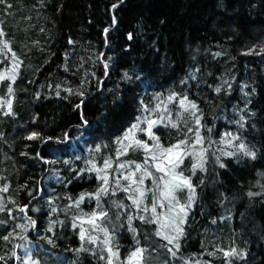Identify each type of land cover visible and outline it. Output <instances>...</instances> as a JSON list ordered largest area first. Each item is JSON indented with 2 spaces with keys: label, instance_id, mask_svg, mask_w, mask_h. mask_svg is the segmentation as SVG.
<instances>
[{
  "label": "trees",
  "instance_id": "1",
  "mask_svg": "<svg viewBox=\"0 0 264 264\" xmlns=\"http://www.w3.org/2000/svg\"><path fill=\"white\" fill-rule=\"evenodd\" d=\"M115 3L117 0H6L0 4V75L7 71L12 76V53L19 57L15 81L9 75L0 81V97L12 99L15 113H8L6 104L0 107V204L4 209L0 221H7L0 223V255L5 256L0 264H25V248L16 247L25 244L40 264H106L98 255L75 251L81 244V225L86 231L90 225L82 219L74 228L73 221L81 215L80 210L90 213L95 208V197L85 195L79 209L72 201L81 193L96 191L101 181L95 167H102L105 158L113 160L110 179L118 174V163L144 159L142 151L116 156L120 145L115 138L123 136L137 117L159 115L165 124L176 120L189 137L193 135L187 128L197 127L192 116L195 110L182 109L178 97L169 101L173 91L196 101L203 112L204 146L208 138L213 143L208 147L207 172L197 170L193 177V183L199 185L200 178L205 183L197 188L176 256L160 246L168 242L154 235V225L134 221L140 229V244L156 249L145 253L150 255L149 264L165 260L169 264H264V52L259 47L251 53L245 51L264 44V0H120L113 9ZM7 4L12 8L6 10ZM105 28L109 29L107 42ZM109 57V74L105 76L104 62ZM125 70L130 80L121 79ZM253 82L257 92L249 107L255 109L256 116L240 131L259 148L257 158L222 155L228 167L221 168L213 153L235 151L220 137L237 130L234 121L240 113L235 109L246 102L240 88L242 83L251 86ZM228 84L232 85L230 91ZM218 85L222 86L220 93L215 91ZM78 89L90 97L86 107L79 109L76 105L82 97ZM141 99L148 105L147 112ZM160 103L166 107L156 108ZM34 130L60 139L43 143L28 139ZM153 131L165 145L182 138L176 129L161 124ZM136 135L147 140L143 132ZM37 152L47 160H41ZM192 163L191 156H186L182 165L186 175ZM80 169L84 171L77 175ZM145 186L154 187L151 178ZM249 190L261 195L249 197ZM179 196L184 201L187 192ZM224 197L227 199L221 203ZM112 200L128 205L127 213L137 211L122 190L102 198L114 213ZM25 204L28 208L24 211L17 207ZM120 212L119 223L127 225V213L123 208ZM28 216L38 223L27 230L30 239L25 240L24 229L16 225H27ZM51 221L55 223L48 231ZM13 230L20 235L2 239ZM145 232L150 239H144ZM94 234L101 237L98 253L103 234ZM135 235L126 226L117 229L113 245L119 248V259H114V264H128V254L137 246ZM45 236H52L55 246ZM85 247L92 246L85 241ZM233 247L238 252L245 250L247 256L226 257L224 251ZM13 251L20 259L12 256Z\"/></svg>",
  "mask_w": 264,
  "mask_h": 264
},
{
  "label": "snow or ice",
  "instance_id": "2",
  "mask_svg": "<svg viewBox=\"0 0 264 264\" xmlns=\"http://www.w3.org/2000/svg\"><path fill=\"white\" fill-rule=\"evenodd\" d=\"M43 2V0H41ZM6 0H0V4H5ZM120 0H117V3L112 4L111 7L113 9L118 7ZM12 5L7 4L6 10L11 9ZM112 23H116V17H112ZM109 29L105 28V38L107 42V33ZM3 33V28H0V34ZM129 40L133 38V34L129 32L128 34ZM69 42H71V38H69ZM8 42L5 41V44ZM126 47L130 48L131 45H127ZM259 47L260 52H264V44L260 45H252V47L246 49L247 53H251L254 49ZM3 51V49H0ZM9 51L11 48L9 47ZM103 55V54H102ZM216 55H220V53H216ZM111 57L105 60L104 75L107 76L108 68H109V60ZM19 62V57L16 54L12 53V76L11 80L15 81L16 79V64ZM122 80H130L131 77L127 70L123 72L121 77ZM187 79V77H186ZM235 79V77H233ZM0 80H4V76L0 75ZM183 84L184 81H181ZM60 85H57L59 88ZM228 90L230 91L232 88L231 84L227 85ZM250 88V91H246ZM222 90V86H217L215 91L220 93ZM8 95L11 96L13 93V87L11 84L8 85ZM71 91V89H68ZM241 93L244 94L246 102L243 105V108H236L235 110L240 113V117L238 120L234 121V123L238 126L236 131H227L221 137L220 140L223 141L226 145H231L235 151H227L221 150L220 154L215 155V163L218 164L221 168H227L228 165L221 159V156L228 157H247L255 160L258 155L259 148L250 144L246 137L242 135L241 129H246L248 125V121L250 117L256 116V111L254 108H250L249 106L252 104V97L256 94L257 88L254 82L242 83V87L240 88ZM77 93L82 99L79 100L76 107L79 109L81 106L86 107L87 101L90 97L87 96L85 90H77ZM57 95L60 93L57 92ZM37 95H39L37 93ZM179 98V104L184 110H195L192 112L193 119L197 127L195 128H187V132L193 133L191 137L184 132V129L180 127V123L176 120H171L170 124H165V120L162 116L157 115L155 118H150L148 116H140L137 117L134 122H132L123 133V136H117L115 138V142L120 145V147L116 151V156L119 157L121 155H125L130 151H142L144 153V159L141 161L136 160H125L124 162H120L116 165L117 175L111 178V172L108 170L112 168L113 160L111 157H107L103 161L102 167L96 166L95 171L97 173V178L101 181L100 185L96 189L95 192L91 193H81L80 196L72 201L74 205H76L77 209H79L80 202L84 199V196L95 197L96 206L90 213H83L81 211V215L75 217L73 221V227H76V221L85 219L87 224L90 225L89 229L86 231L83 225H81L79 229V237L81 240V244L78 248L75 249L77 253L90 252L93 255H98L100 260H105L106 264H114V259H119V248L114 247L113 245V237L116 235L117 229L122 227H127L130 232H134L136 235L133 237L137 240V246L132 249V251L128 254L127 261L128 264H149L150 255L146 256V251L150 248L151 251H155L151 245H141L139 239L137 237L140 235V229L135 225L134 221L139 220L144 224H152L154 225L153 233L156 237H160L168 243L165 245H160L168 250V252L172 256H176L181 248V238L186 235V231L184 225L187 222V216L189 214L190 209L194 206L196 197H197V188L200 185H204L205 180L200 178L199 185L193 183V177L196 176L197 170L202 172H207V161H208V147H211L213 141L208 138L207 147H205V136L202 134L201 129L204 127L202 123L203 112L198 108L196 101L190 100L187 94L181 95L177 92H171L167 99L169 101ZM142 109L147 112L148 105L143 103V100L140 101ZM4 104L7 105L8 113L15 115L12 108V99H5L4 97H0V107ZM166 107L162 103L157 104L156 108ZM156 108L152 109V111H156ZM199 113V114H197ZM81 118L84 119V113L81 112ZM104 119H107V116H104ZM84 123L87 124L88 121L84 119ZM146 126H143L145 125ZM161 124L165 127H171L177 130V134L181 135L182 138L176 139L174 143H170L165 145L160 136L156 131H153V128L157 125ZM251 127L255 128L256 125L253 123ZM207 131L211 133V127H208ZM143 132L147 133L149 140H145L139 138L136 133ZM0 135H3L0 133ZM67 134L65 133V136ZM227 137V138H226ZM28 139H38L41 143L50 140H59V137L54 136H46L39 131H31L28 134ZM196 146H199L197 148ZM101 145L97 144L96 148L99 149ZM36 155L41 160H47V157L41 155L39 152ZM186 156H191L193 163L191 164L190 174L186 175L184 170L182 169V165L184 164V159ZM52 162V161H48ZM91 164L95 166V160L90 161ZM92 171L93 169H88ZM84 171L80 169L76 174L79 175L80 172ZM159 173V176L156 175ZM151 178L152 184L154 187L149 189L145 186L146 179ZM122 190L127 194V199L132 202V206L137 210L135 213H127L128 205L124 204L121 200H112L111 205L116 209V211L110 212L107 207L102 203L103 197H108L110 195H115L116 191ZM4 191H7V187L4 188ZM187 192V196L184 201H181L179 193ZM149 194L151 196V201L148 203ZM247 195L249 197L261 195V193H254L251 190L248 191ZM49 201L53 200V197L48 198ZM71 200V197H69ZM227 197H224L221 200V203L226 200ZM14 202V201H13ZM21 211H24L28 208V205H17ZM69 206H65V210H68ZM123 208L125 213H127V225L120 224V219L122 213L120 209ZM3 206L0 204V211H3ZM56 211V209H52ZM11 212V209H8ZM230 215V213H229ZM220 219H224V217H220ZM28 223L27 225L17 224V228L24 229L25 235L22 237L25 240H29L30 238L27 236V230L29 228H33L37 226V221L33 219L31 216L27 217ZM0 223H7V221H0ZM55 221H51L49 223L48 231L52 230V224ZM215 223V220H213ZM94 233H102L103 234V245L100 247L99 252L97 253L96 245L98 241H100L101 237ZM19 236V233H16L15 230L9 232L7 235L2 237L3 240L7 241L12 235ZM44 239L48 241L49 244L55 246V240L52 236H45ZM144 239H150V236L147 232L144 233ZM85 241L91 245L92 247H85ZM172 245L173 247H169ZM16 247H24L25 248V264H40L39 259H33L30 252V246L28 244L25 245H16ZM223 251V249L221 250ZM214 255L215 253H211ZM7 255V254H5ZM224 255L228 256H247V252L245 250L237 251L236 248H231L229 251H224ZM12 256L16 259H20V257L13 251ZM5 256L0 255V261H4ZM7 264V261H5ZM162 264H169L168 261H163ZM211 264V262H209Z\"/></svg>",
  "mask_w": 264,
  "mask_h": 264
},
{
  "label": "rangeland",
  "instance_id": "3",
  "mask_svg": "<svg viewBox=\"0 0 264 264\" xmlns=\"http://www.w3.org/2000/svg\"><path fill=\"white\" fill-rule=\"evenodd\" d=\"M0 35H1V34H0ZM0 49H2V45H0ZM0 53H1V51H0ZM0 57H1V55H0ZM7 75H9L8 72H7V71H4L3 76L6 77ZM9 76H11V75H9ZM0 81H1V80H0ZM0 83H1V82H0ZM145 137L147 138V140H150L149 137H148V135H147V133H145Z\"/></svg>",
  "mask_w": 264,
  "mask_h": 264
}]
</instances>
